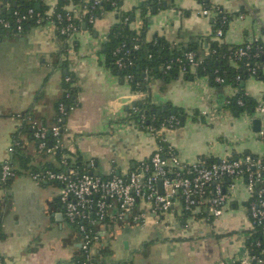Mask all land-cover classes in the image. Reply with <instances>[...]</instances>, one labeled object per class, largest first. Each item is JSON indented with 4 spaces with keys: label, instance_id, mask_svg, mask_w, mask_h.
<instances>
[{
    "label": "crops",
    "instance_id": "obj_1",
    "mask_svg": "<svg viewBox=\"0 0 264 264\" xmlns=\"http://www.w3.org/2000/svg\"><path fill=\"white\" fill-rule=\"evenodd\" d=\"M11 1L0 3V13L9 11ZM78 1L66 7L78 8L86 0ZM144 1L118 2V9L132 12L129 26L136 31L143 26L139 7ZM43 2L50 7L57 0ZM210 2L216 13L229 15L220 38L213 35L215 12L203 15L198 0H161L145 14V42L164 40L170 47L193 44L207 53L209 42L215 40L238 45L264 39V0ZM116 10L105 8L91 26L82 22L70 39L49 20L28 26L21 34L0 29V164L9 159L19 171L0 187V264H80L81 235L65 218L59 185L37 184L29 175L35 168L57 166V160L37 152L34 136L20 132V120L12 118L19 113L29 124L50 128L58 113L55 105L64 97L67 73L78 92L64 119L65 148L100 176L125 174L158 147L153 134L127 119V107L146 98L156 109L167 105L182 111L180 126L161 127L163 141L182 162L246 153L264 157L258 134L264 116L255 114L254 108L238 112L226 104L237 87L211 84L208 76H198L191 68L189 76L147 75L144 89H133L110 69L104 43L118 21ZM244 92L257 103L264 101V80L249 76ZM14 135L29 157L27 168L18 166L13 155ZM228 181L232 185L225 187V202L217 216L205 207L203 212L184 213L177 196L168 212H149L144 224L129 216L99 222L93 243L96 264H238L248 250L251 195L243 177Z\"/></svg>",
    "mask_w": 264,
    "mask_h": 264
},
{
    "label": "built area",
    "instance_id": "obj_2",
    "mask_svg": "<svg viewBox=\"0 0 264 264\" xmlns=\"http://www.w3.org/2000/svg\"><path fill=\"white\" fill-rule=\"evenodd\" d=\"M100 2L101 0H92L90 3V0H86L78 8L70 5V8L65 7L63 10H57L55 4L50 7L46 6L43 12L28 8L20 14L16 10L13 12V22L0 19V24L3 29H10L13 26V31L21 34L25 21L34 19L36 24H40L49 20L55 25L60 35L70 39L73 33L78 30V22L81 20L79 12L89 13L88 20L92 22L95 17L90 11ZM198 2L203 15L212 14L214 9L205 7L204 0H198ZM216 14L215 12L213 21ZM222 18L224 21L225 16ZM222 34L223 30L220 27L216 28L214 35L220 38ZM249 43L244 48H238L235 56L238 58L248 56ZM132 48L137 49L138 44L135 43ZM128 52L124 43L113 50V63L118 70L124 69L132 63ZM259 54H264V43L257 47L253 55L258 56ZM185 59L190 68H194L202 61L200 58L196 60L193 51H188L185 54ZM246 64L248 63L246 62ZM165 67L169 69L170 64ZM185 71L186 67L180 68L181 73ZM258 72L264 76V62L248 67L249 76L258 77ZM124 77L130 82L132 75L126 73ZM64 80L68 81L69 76H66ZM214 80L219 83L223 81L219 76H215ZM136 85L138 86V83ZM64 96H69L68 91L64 92ZM232 97L226 100L227 105L231 102ZM236 103L238 106H244L241 97L236 98ZM68 107L63 101L58 102L57 121L62 120V115L67 112ZM132 107L135 109L134 106ZM254 112L264 116V101L256 104ZM12 118L20 120L19 127L23 123H29L25 116L19 113L12 115ZM166 122V124H162V128L174 127L178 120L170 115ZM30 125L35 128L33 136L37 141V152L52 155L57 151L60 152V158L57 160L59 168L48 166L30 171L29 175L37 184L50 181L59 185L58 201L63 207L65 218L81 235L80 264H96L93 243L97 239L96 225L101 221L118 222L123 217L129 216L136 223L144 224L149 212L157 215L168 212L177 196L185 211L193 213L195 209L204 206L214 216L221 214L226 197L223 186L226 178H244L252 197L247 206L252 228L264 223V157L262 156L246 153L235 158L223 157L210 162L199 159L193 163H185L179 159L172 147H168L169 156L165 158L158 146L146 159L127 173L100 176L90 174L86 167L79 169L68 162L67 154L63 152L65 148L63 133H60V127L56 122L49 128L55 139L53 145L46 143V128L44 126L32 122ZM258 134L264 142V126L258 131ZM161 139L163 140V137ZM15 175L9 159L1 162L0 187L4 188ZM159 181L162 182L161 190L158 188ZM231 185L232 183L229 181L227 186ZM1 203L2 197H0V206ZM256 245L259 246L258 241ZM238 264H264V249L259 253H250L247 250V255Z\"/></svg>",
    "mask_w": 264,
    "mask_h": 264
},
{
    "label": "trees",
    "instance_id": "obj_3",
    "mask_svg": "<svg viewBox=\"0 0 264 264\" xmlns=\"http://www.w3.org/2000/svg\"><path fill=\"white\" fill-rule=\"evenodd\" d=\"M161 0H147L144 1L140 7L139 12L142 17L143 26L139 31L130 28L129 23L132 20V12L122 11L118 9L119 0H101V2L94 7L93 10L90 11L91 14L95 17L100 16V14L105 10V8H113L117 9L118 21L113 24L107 34V40L104 43V52L106 56V64L112 69L114 72H117L121 75V77L125 78L124 75L129 73L132 75L130 85L133 89H144L147 75L157 74L159 77L164 79H169L172 77H176L179 75L180 68L186 67V71L183 72L184 76L191 75L189 63L185 59V54L188 51H193L195 53L196 60L198 58L202 59L201 63L196 65L194 69V73L198 76L206 75L211 84H230L237 87V92L235 96L232 97L231 102L228 104L233 110L236 111H252L256 106L257 102L254 99L249 97L244 92V82L249 77L248 67L254 64H261L264 62V54H259L258 56H254V52L259 45L264 43V39H257L252 41L250 44V49H248V56H242L238 58L235 56V52L238 48H244L247 44L242 43L238 45L227 44L219 41H211L207 47V53H204L202 50H199L197 47H194L193 44H188L182 47H170L164 40L156 41V42H145L144 39V23L146 20L145 14L148 9H151L153 6H157L158 2ZM35 2H39V8H35ZM79 2L78 0H57L56 8L57 10H63L67 4L69 3ZM85 1L81 2L84 3ZM92 0H90V3ZM0 3H3V0H0ZM204 5L207 8L211 7L210 0H204ZM28 8H33L34 11L43 12L46 9V5L43 0H15V5L10 9V11H4L0 13V19L7 20L13 22V12L18 11L20 14L24 13ZM81 15V20L78 22V29L81 26L82 22L85 25L91 26L92 22L88 20L89 13L83 14L79 12ZM223 16H225L223 21ZM229 20V15L224 13L221 10H218L217 16L213 21V35L215 34L216 28L220 27L222 30H225L227 27V22ZM34 19H29L23 23L24 30L31 25H35ZM0 29H3L0 24ZM56 29V28H55ZM7 31H13V26L10 29H4ZM23 30V31H24ZM14 32V31H13ZM58 32V31H57ZM124 43L125 47L128 48V54L130 55L132 63L127 65L124 69L118 70L114 65V57L112 55L115 47ZM137 43L138 48L133 49L132 46ZM246 62L248 64H246ZM170 64V68L166 69V65ZM260 70V69H259ZM69 76L68 81H63V92L69 93L68 97H61L60 101H63L66 106H72L76 103V95L78 92V87L74 85V78L70 73L65 74ZM215 76H219L222 78V82H216L214 80ZM65 77V76H64ZM237 77H239L237 79ZM258 78L264 80V76H261L258 72ZM138 83V86L136 85ZM64 95V93H63ZM241 97L244 101V106H238L236 103V98ZM56 103L55 107L57 106ZM135 109H133V107ZM151 103L149 99H144L139 102L132 103L129 107H127V119L132 120L137 124L141 129H145L153 134L156 138L158 146L160 147L161 154L167 158L168 154V145L162 138L161 126L162 124H166V120L170 115H173L177 118V124H174V127L180 126L182 123L181 116L182 111L180 109H176L173 107L168 108V110L164 113H157L156 108L154 107L151 110ZM66 114L62 115V120L57 121V115L54 118V123L56 122L60 127V133H62V129L64 128V119L66 118ZM35 128H32L29 123H23L20 132L27 131L33 137ZM45 139L48 145H53L55 139L51 134L50 129L46 128L45 131ZM34 138V137H33ZM35 139V138H34ZM14 141V157L17 160L18 166L26 167V163L28 161V155L23 152L21 141H19L16 135L13 136ZM35 139V145H36ZM64 153L67 154V160L73 166L81 169L85 167L82 163L80 157L72 155L68 153L66 148L63 150ZM54 157L56 160L60 158V152L57 151L54 153ZM231 158V157H230ZM204 160V159H203ZM214 160V159H213ZM206 162L212 161L211 159H205ZM53 168H59V166H49ZM40 169V168H39ZM32 169L31 171H34ZM15 173L19 172L17 169H14ZM110 176V175H109ZM229 179H224L223 186L224 189L226 185L229 183ZM252 197L247 201V205ZM204 206L200 207V211L203 212ZM184 213H190L188 211L183 210ZM259 242V246L256 245V242ZM246 246L250 253H259L262 249H264V223L260 225H255L250 230V234L246 240Z\"/></svg>",
    "mask_w": 264,
    "mask_h": 264
},
{
    "label": "water",
    "instance_id": "obj_4",
    "mask_svg": "<svg viewBox=\"0 0 264 264\" xmlns=\"http://www.w3.org/2000/svg\"><path fill=\"white\" fill-rule=\"evenodd\" d=\"M6 2H7V0H3V4H6ZM14 5H15V0H12L11 1V3H10V9L12 8V7H14ZM35 8H39V2H35ZM10 9H9V11H10ZM8 11V12H9ZM154 108V106H151V110ZM168 106L167 105H162L160 108H157L156 109V112L157 113H160V112H166L167 110H168ZM257 122V120L256 119H254V123H256ZM89 173L90 174H93V175H98V171H97V169H90L89 170ZM158 188H159V190H161V188H162V182L161 181H159L158 182Z\"/></svg>",
    "mask_w": 264,
    "mask_h": 264
}]
</instances>
